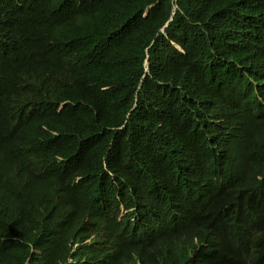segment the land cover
Wrapping results in <instances>:
<instances>
[{
	"label": "trees",
	"instance_id": "obj_1",
	"mask_svg": "<svg viewBox=\"0 0 264 264\" xmlns=\"http://www.w3.org/2000/svg\"><path fill=\"white\" fill-rule=\"evenodd\" d=\"M43 2L56 11L44 9L51 20L47 27L72 16L66 0H0V105L10 104L25 124L34 120L25 107L28 101L43 107L33 114L51 118L46 125L63 133L51 138L39 130L16 132L8 140L11 146L0 153V182H8L0 192V264L65 263L67 242L83 239L77 236L80 224L90 225L100 237L77 248L72 264H134V255L141 264H264V174L246 165L245 155L253 154L245 110L226 99L214 122L189 102L192 81L208 85L206 65L216 75L234 73L236 60L230 52L263 53L264 0H112L102 15L91 18L88 33L99 34L119 22L113 51L100 45L86 49L93 39L75 43L66 41L69 35L51 37L35 16L19 7L39 8ZM167 19L164 34L184 53L151 47L168 74L162 85L143 72L140 56L155 33L163 36L159 29ZM162 70H153L155 78ZM100 84L111 85L105 98L119 91L114 99L121 96L126 108L138 111L140 125L130 129L136 138L124 132L115 137L131 167L112 171L119 158L111 152L107 161L113 176L85 170L87 186L83 179L69 194L56 182L33 179L40 174L27 172L28 161L49 151L65 149L60 162L44 159L40 168L65 181L80 176L84 164L91 167L104 154L102 146H87L85 140L93 129L87 123L91 112L72 102L86 99ZM16 91L29 95L23 98ZM218 96L214 99L220 102ZM66 100L60 112L85 121L80 126L72 115L61 121L52 118L58 115L50 108ZM20 107L28 112L21 114ZM7 119L0 118V129L8 125ZM169 121L183 123L177 134L162 131ZM193 128L211 137L213 129L226 130L228 138L220 141L229 139L235 148L214 139L209 146L221 154L214 153L213 162H201L197 151L182 148ZM191 136L199 139L201 134ZM161 141L179 142L181 153L170 156L166 150L158 155L161 149L155 147ZM28 144L34 147L31 151ZM118 178L124 182L116 188ZM121 187H128V193ZM119 203L134 209L118 220ZM84 216L87 220L82 221Z\"/></svg>",
	"mask_w": 264,
	"mask_h": 264
},
{
	"label": "clouds",
	"instance_id": "obj_2",
	"mask_svg": "<svg viewBox=\"0 0 264 264\" xmlns=\"http://www.w3.org/2000/svg\"><path fill=\"white\" fill-rule=\"evenodd\" d=\"M111 1L112 0H66L64 5L70 9L72 16L66 15L64 20L65 23L50 27L47 26L51 23V20L43 12L45 8H49L48 11L55 13L56 11L53 7H50L44 2L41 3L39 8L32 6L33 10L31 9V6L25 5L23 3L19 4V7L21 11L24 10L26 13H30L35 16L36 21L42 24V30H46V34H49L51 37H66L69 35L66 41H71L73 39L75 43L88 42V40L93 39L95 41L92 44L86 45V49H89L94 45H100L103 50L113 51V42L117 36L119 22H117L114 27L104 30L99 34L88 33L91 18L102 15L104 8L108 6ZM168 21L169 19H167L159 29V31L163 33V36H158V34L155 33L152 37V41L144 48L142 55L140 56V63L143 72L150 73L155 81L162 85L165 84L164 80L167 78L168 74L166 73L165 69L162 70L161 66L157 63L155 56L151 52V47L159 45L157 49L163 50L165 52H174L176 50L183 52V50L178 47L171 36L164 34L163 28L167 25ZM78 50L79 48L73 49L74 52H77ZM230 55L232 56V61L234 58L236 60V72L221 73L216 75L215 68L212 65H206L205 69L208 78V85L206 87H202L192 81L191 86H193V88L190 90L189 102L196 112H199L206 117L210 116L214 122H216L219 118L217 113L222 107L220 104H226L227 100L231 101L230 99H232V103L236 107H242L245 110L242 115L248 121L250 127L247 133L248 138L252 143L251 149L253 154L252 157H247L245 155V158L247 159L245 160L246 165L248 169H252L250 165L257 166V171L261 172L263 175L264 170L262 164H264V162L262 161V158L264 157V117L262 116V112L264 111V51L263 53L238 51L230 52ZM153 70L156 72H160L162 70L165 73H163L161 76H159L160 78L157 79L155 78L157 73ZM110 87L111 85L109 84H100L96 87L95 93L89 95L86 99H76L72 101L73 103H82V105H84L91 112V116L87 120V123H92L93 129L87 131L85 140H88L87 146L94 147L99 144L103 147L104 154L101 156V158L91 167L88 164H84L79 169L80 176H75L73 180L65 181L58 179L53 174H51V170L48 168H40L45 163L44 159H52L54 164L55 162H60L63 157L60 152H63L65 149L49 151V153L42 158L28 161L29 165L27 167V172L30 171L32 174H40L39 176L33 177V179L40 178L43 181L56 182L57 184L63 186L65 191L69 194L73 191L74 187L79 188L83 179L85 180V187L87 186V179L82 176V173L85 170L92 168V170H94L97 175H99V173H105L108 177H112V171L120 172L121 170L131 167L130 163L122 159V155L117 147V140L115 137L120 136L124 132L127 138L135 139L136 136H134V133L130 129L132 125L138 127L141 121L138 119V111L135 109V106L126 108L125 104L120 100L121 96L118 99H114L119 95V91L112 93L109 95V97H104L103 94H107L111 89ZM16 94L25 98L27 95H29V92L16 91ZM93 95H97L101 101H95L96 96ZM217 96L220 98V102L218 99H214L217 98ZM67 102L69 101L66 100L59 103L55 109L50 108L56 115H58L52 118H59L61 121L66 118H71L70 115L75 117L74 114L60 112V108L64 103ZM13 107L15 108L16 105H13ZM25 107L29 108L28 111L30 112L31 118H34V120L28 124H25L21 121L19 114L14 112L10 104L5 102L0 105V118H8V125L0 129V153L4 154V152L7 151V149L11 146L8 140L12 141V138L16 132L29 134L32 131L39 130L41 132H45L51 138L63 135V133L57 132L46 125L51 120V118L45 117L39 113L35 115L33 114L32 110L43 112V107L30 105L29 101L26 103ZM20 111L21 114L28 112L26 110L25 112L23 108H21ZM76 119L78 121L77 126H80L83 122H85L81 119ZM73 121H75V119H73ZM178 124L183 123L169 121L168 126L162 131L167 133L171 130V133L177 134L179 128ZM213 130L216 131V134L214 137H211L206 135L203 136L200 129H190L187 134L189 141L188 143L185 142L182 148L187 149L190 147V152L193 150L197 151L196 153H198V158L201 160V162L206 164L213 162L216 159L214 153L221 154V151L213 152V149L209 146V144L214 145V139H216L218 142L228 145L233 151L235 148V142H232L229 139L228 141H220L228 138L229 133L226 130ZM210 131L211 130H209V133L214 134ZM193 133H199L201 134V137L199 139L192 138V136L190 137V135ZM82 135L84 136V133ZM106 141L108 142V146L104 144ZM186 143L187 146H185ZM179 145V142L175 144V142L172 141L168 144H163L161 141V144L156 146L155 149H161V152H159L158 155H160L163 151L168 150V154L172 156L176 153H181V147ZM27 147L30 148V151L34 148L31 147L30 144H28ZM111 152L116 153L117 158H119L112 171L110 170L107 161V158ZM139 158L141 157L139 156ZM226 161L229 165L231 164L228 157H226ZM157 162L161 163L160 158H157ZM229 165H227V167H230ZM41 174H45L46 176H42ZM48 175L50 176L48 177ZM257 179H261L260 176H257ZM123 182V178H118L115 181V187L119 188V185ZM7 183L8 182H0V192ZM120 189L123 190L125 194L128 193V187H121ZM30 195H33V192L30 191L29 196ZM122 197L123 196H120V198ZM129 207L124 203H119L117 208L118 220L122 216L129 214L134 209V207ZM85 220H87V216L82 218V221ZM79 228L81 231L77 233V236L82 235L83 239L79 241L71 238L67 242L68 256L66 262L62 264L74 263L72 262V253L76 252L77 248L84 244L94 243L100 237L93 229H91L90 225L88 226L85 224H80ZM133 257L134 264H141L135 255ZM59 264H61V262H59Z\"/></svg>",
	"mask_w": 264,
	"mask_h": 264
},
{
	"label": "bare ground",
	"instance_id": "obj_3",
	"mask_svg": "<svg viewBox=\"0 0 264 264\" xmlns=\"http://www.w3.org/2000/svg\"><path fill=\"white\" fill-rule=\"evenodd\" d=\"M23 105V104H22ZM21 108V107H20ZM25 110V109H24ZM18 112V111H17ZM168 217V216H167ZM165 218V217H164ZM176 218V217H175ZM173 222V221H172ZM166 223V222H165ZM73 254V257H74V252L72 253Z\"/></svg>",
	"mask_w": 264,
	"mask_h": 264
}]
</instances>
